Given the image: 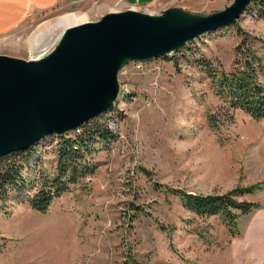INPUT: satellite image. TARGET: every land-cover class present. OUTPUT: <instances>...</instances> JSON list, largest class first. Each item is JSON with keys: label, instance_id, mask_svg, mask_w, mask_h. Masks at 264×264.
Here are the masks:
<instances>
[{"label": "rangeland", "instance_id": "rangeland-1", "mask_svg": "<svg viewBox=\"0 0 264 264\" xmlns=\"http://www.w3.org/2000/svg\"><path fill=\"white\" fill-rule=\"evenodd\" d=\"M233 2L87 0L46 11L23 8L14 25L0 21V56L37 59L30 43L41 31L43 44L51 43L42 57L51 53L62 29L48 37L47 26L65 16L85 23L127 11L159 17L182 10L207 17ZM239 30L264 48V19L251 5L233 26L186 45V56L176 52L127 63L118 75L119 96L100 117L115 139L108 149L97 143L87 155L94 173L79 177L46 213L32 210L23 195L0 200V264H246L245 237L264 236V120L236 110L213 130L208 115L223 102L200 66L207 59L233 71ZM60 137L35 145L27 178L55 174ZM252 187L242 199L260 208L241 215L234 232L221 215L200 217L176 195Z\"/></svg>", "mask_w": 264, "mask_h": 264}, {"label": "water", "instance_id": "water-1", "mask_svg": "<svg viewBox=\"0 0 264 264\" xmlns=\"http://www.w3.org/2000/svg\"><path fill=\"white\" fill-rule=\"evenodd\" d=\"M255 0H234L207 17L169 10L159 17L110 13L67 28L39 59L0 56V159L49 136L76 131L107 113L129 62L169 57L189 43L233 26Z\"/></svg>", "mask_w": 264, "mask_h": 264}, {"label": "trees", "instance_id": "trees-1", "mask_svg": "<svg viewBox=\"0 0 264 264\" xmlns=\"http://www.w3.org/2000/svg\"><path fill=\"white\" fill-rule=\"evenodd\" d=\"M256 14L264 19V0H255ZM240 43L236 47L238 58L233 71L228 72L211 60H200V66L216 86V94L223 105L208 115L210 127L218 129L220 124L231 121L236 110H241L255 120H264V55L256 40L239 30ZM191 49V48H190ZM186 46L178 52L187 55ZM115 137L101 118L83 125L73 136H61L57 150L55 174L39 179L27 178L24 174L27 164L36 149L14 152L0 159V200L14 195L24 196V203L32 210L46 213L53 202L69 192L70 186L79 177L92 175L95 166L87 162L95 145L101 143L108 149ZM252 188H236L225 194L201 195L176 191L182 204L200 217L221 215L232 232L236 231L241 215H248L260 208L255 202L242 197ZM175 192V191H174Z\"/></svg>", "mask_w": 264, "mask_h": 264}, {"label": "crops", "instance_id": "crops-1", "mask_svg": "<svg viewBox=\"0 0 264 264\" xmlns=\"http://www.w3.org/2000/svg\"><path fill=\"white\" fill-rule=\"evenodd\" d=\"M87 0H0V21L3 22V26H6L7 23H12L14 20L18 19L20 14L24 11L23 8L27 11H46L53 8L59 7V5L65 4H81ZM131 3L138 4L139 2H148L152 3L158 0H130ZM23 6V7H22ZM245 248L247 261L246 264H262L264 262V236H246ZM254 245L256 249H251V246ZM241 259V256L239 257Z\"/></svg>", "mask_w": 264, "mask_h": 264}, {"label": "bare ground", "instance_id": "bare-ground-1", "mask_svg": "<svg viewBox=\"0 0 264 264\" xmlns=\"http://www.w3.org/2000/svg\"><path fill=\"white\" fill-rule=\"evenodd\" d=\"M83 23H85V22H83L82 19H77L75 16H65V17L59 19L55 24H53L51 26H47V29L50 30L48 37L53 35V33H55L57 29H62V32L59 35L55 36V39L53 41L55 43V42L59 41L60 38H62L63 32L67 28L77 26V25H80ZM44 32L45 31L39 32V34H37L33 38V40H31V43H30V49L32 52H35L34 54H35L37 59L42 58V56L45 54V52H47L51 48V43L50 44L46 43L45 45L43 44L44 43L43 38L44 37L46 38V35ZM49 39L51 41V38H49Z\"/></svg>", "mask_w": 264, "mask_h": 264}]
</instances>
